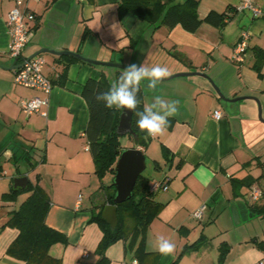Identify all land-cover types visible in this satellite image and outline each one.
<instances>
[{"label": "crops", "instance_id": "crops-1", "mask_svg": "<svg viewBox=\"0 0 264 264\" xmlns=\"http://www.w3.org/2000/svg\"><path fill=\"white\" fill-rule=\"evenodd\" d=\"M15 1L0 0V65L5 67L14 60L8 54L7 15ZM118 1L24 0L35 20L31 40L16 63L40 47H50L82 54L87 50L89 57L126 64L146 60L150 66L167 67L170 73L198 70L207 73L227 97H258L264 115V61L256 54V49H264V15L255 17L249 9H239V0H199V18L210 10L229 12L231 18L222 26L202 22L194 32L180 25L151 26L144 37L139 19L131 15L120 19ZM255 3L264 9V0ZM66 19L74 25L72 30L66 31ZM242 31L248 32V46L244 61L237 63L232 59L233 46ZM48 54L45 58L41 53L43 72L52 83L48 95L14 83L13 70L0 67V156L11 157L2 162V177L9 173L4 164L13 166L10 181H0V264H27L7 253L18 229L6 224L26 194L16 200L3 197L13 178L23 174L48 195L47 225L66 237V243L52 244L49 254L60 264H95L100 258L96 247L102 229L92 215L109 203L112 175L100 179L94 171L84 134L88 106L82 87L88 78L98 79L102 73L112 77L114 72L70 55ZM255 63H260L259 70ZM178 77L155 91L147 87L148 81L140 86L145 105L157 95L179 101L164 132L151 136L146 148L137 146L145 162L150 151V172L144 176L150 182L167 178V189L153 193L162 206L146 230L147 255L141 264H254L264 258V212L258 209L264 201L262 195L253 204L246 199L252 185L264 188V179H257L264 172V123L257 119L256 102H225L206 79ZM35 94L48 99L46 117L21 111L20 100ZM215 109L222 113L219 119L213 116ZM162 145L170 151L167 157ZM250 179H254L251 184ZM201 205H205L201 217H194L192 212ZM158 235L175 244L171 255L152 250ZM221 246L228 250L220 262ZM104 254L107 264H137L134 248H126L122 239L110 244Z\"/></svg>", "mask_w": 264, "mask_h": 264}, {"label": "trees", "instance_id": "trees-1", "mask_svg": "<svg viewBox=\"0 0 264 264\" xmlns=\"http://www.w3.org/2000/svg\"><path fill=\"white\" fill-rule=\"evenodd\" d=\"M198 3L199 0H119L117 10L120 19L131 15L155 27L162 25L170 29L175 25H180L188 32L196 31L202 22L222 26L232 16L226 11L210 10L201 19L197 12ZM256 54L259 57L262 55L260 62L264 61V49H256ZM254 67L259 70L260 63H255ZM65 71L66 67L63 68L62 77L65 76ZM121 72L116 69L113 80L105 73H102L98 79L88 78L82 87V96L88 106V120L84 134L92 154L94 171L100 179L107 173L113 176L114 165L123 148L119 139L120 134L117 133L122 109H106L102 103L96 101L94 89L107 91L118 80ZM138 99L140 100L138 110H142L145 104L141 87ZM136 119L137 117L132 113L131 128L133 133H127L133 139V147L146 148L151 141V136L136 127ZM162 149L167 157L170 151L164 145H162ZM12 157H14L13 162L17 156L13 153ZM155 166H157V162H155ZM259 178L264 179V172L257 177V179ZM247 181L251 184L254 179ZM109 187L111 191L107 193V199L112 202L115 187L112 183ZM22 193H25L26 196L18 208L9 213L6 221V224L18 229V234L9 244L7 253L27 264H60L59 259L49 254V248L56 242L66 243V237L46 223V214L50 204L48 195L37 182L29 180L25 188L12 186L9 191L3 194V197L7 200H16ZM153 193L148 177L141 173L135 182L132 195L117 204L118 222L115 228H111L101 217V209L92 215V220H95L102 229V236L96 247L100 258L95 264H107L108 260L104 251L118 239L126 242V248H134L137 264H141V260L147 255L144 248L146 230L162 206L160 202L154 200ZM262 201H264V188H262ZM258 209L264 212V202L258 206ZM261 246L264 248V242L261 243ZM227 250V247H220V262L225 258Z\"/></svg>", "mask_w": 264, "mask_h": 264}, {"label": "built area", "instance_id": "built-area-1", "mask_svg": "<svg viewBox=\"0 0 264 264\" xmlns=\"http://www.w3.org/2000/svg\"><path fill=\"white\" fill-rule=\"evenodd\" d=\"M239 9H249L253 16L264 15V9L260 8L255 0H239ZM35 20L34 12L28 10L24 6V0H16L15 5L10 9L7 15L8 33L10 36V42L8 47V54L13 58H20L23 48L27 45L31 38L32 22ZM248 32L242 31L239 38L233 46L232 59L237 63L244 61L246 49L248 46ZM23 64L13 69V81L14 83L33 88L37 91H42L45 94H49L52 88L50 78L43 72L45 65V59L41 54L35 55L30 59H23ZM21 61V62H22ZM48 104V99L42 97L39 94H35L29 97H24L20 100L19 105L21 111L25 115H32L39 113L42 116H47L45 109ZM213 116L219 119L222 113L219 109L213 111ZM4 176V172H0V178ZM167 178L163 181H151L150 189L155 191L157 189H167ZM262 195V189L257 185H252L249 193L246 195V199L250 204L258 201ZM205 205H201L195 209L192 214L194 217L200 218ZM136 264V261H134ZM254 264H264V258L256 261Z\"/></svg>", "mask_w": 264, "mask_h": 264}, {"label": "water", "instance_id": "water-1", "mask_svg": "<svg viewBox=\"0 0 264 264\" xmlns=\"http://www.w3.org/2000/svg\"><path fill=\"white\" fill-rule=\"evenodd\" d=\"M31 40V38H30ZM29 40V42H30ZM28 42V43H29ZM27 43V44H28ZM48 52L54 55H70L75 57L79 60L88 62L90 64L99 65V66H112L117 68L118 70H123L125 67V63L114 61V60H100L96 58H91L88 56L83 55L79 51L69 50V49H62L57 50L50 47H40L35 52L31 53L27 56V59L31 57ZM17 58H14L13 63L7 67L0 65V67L13 70L23 64L22 62L16 63ZM115 72V71H114ZM178 76H185V77H195L200 76L208 81L212 90L215 94L225 102H241L246 99H253L257 105V119L264 123V115H262V106L258 97L254 95H237L234 97H227L223 94L220 90L219 86L216 82L205 72L198 71V70H186V71H177L170 73V76L167 77L165 80H169L171 78H175ZM111 79V77H109ZM131 119L132 113L122 109V112L119 117V122L117 125V133L122 135L125 133H133L131 128ZM10 156L6 157L4 154L0 156V167L2 166L3 161L10 160ZM145 156L143 151L139 147H125L122 148L120 151L116 163L114 165V174L112 176L111 183L115 187V193L112 198V202L106 203L102 210H101V217L110 225L111 228H115L118 218H117V204L125 201L132 195V190L135 185V182L138 176L143 172L145 169ZM28 183V177L23 174L13 178V187H20L25 188Z\"/></svg>", "mask_w": 264, "mask_h": 264}, {"label": "clouds", "instance_id": "clouds-1", "mask_svg": "<svg viewBox=\"0 0 264 264\" xmlns=\"http://www.w3.org/2000/svg\"><path fill=\"white\" fill-rule=\"evenodd\" d=\"M170 76L167 67L161 65L150 66L147 61L140 64L125 65L116 82L107 91L94 89L97 102L102 103L106 109H124L133 113L136 127L149 136H159L166 129L168 118L178 110L179 101L165 100L161 96L154 97V102L138 110L140 100L138 94L142 81H148L147 87L155 91L162 82ZM152 250L161 256L171 255L175 244L163 235H158L152 245Z\"/></svg>", "mask_w": 264, "mask_h": 264}, {"label": "rangeland", "instance_id": "rangeland-1", "mask_svg": "<svg viewBox=\"0 0 264 264\" xmlns=\"http://www.w3.org/2000/svg\"><path fill=\"white\" fill-rule=\"evenodd\" d=\"M140 23L143 25L142 27H143V30H142V32H143V34L145 35L144 37H146L148 34H150V32L148 31V29L151 27V26H153V25H150V24H148L147 22H145V21H142V20H140ZM72 28H74V25H71V23H70V20H67L66 19V31L68 30H72ZM85 56H88V55H86V54H89V52L86 50V51H84V53H83ZM42 55L46 58V57H50V54H48V53H46V52H44V53H42ZM89 57V56H88ZM91 58H93V57H91ZM97 59V58H96ZM99 59V58H98ZM180 61H182V59L181 58H178ZM100 60H103V59H100ZM114 61H116V60H114ZM118 62H121V61H118ZM122 63H124V62H122ZM126 64V63H125ZM101 67H103V68H105V69H107V70H110V71H115L117 68H115V67H112V66H101ZM179 77H176V78H171V79H169V80H164L163 82H162V84H168V83H171V81H173L174 79H178ZM114 79V77L112 76L111 77V80H113ZM146 81V80H145ZM244 101V100H243ZM128 137V134H123L122 136H121V142H122V144H124L126 147H131L132 145H133V142H132V140L131 139H129V138H127ZM148 156L149 157H146V166H145V169L143 170V172H142V174L143 175H145L146 173H148V172H150V167H151V161H150V151H148ZM4 168L6 169V170H8V175L7 176H5V177H2L1 179L2 180H0V181H5V182H8V181H10L9 179H8V176H10L11 175V171H13V166H12V164L11 163H9V162H6L5 164H4ZM13 178V177H12ZM29 178L30 179H32V174L30 173L29 174Z\"/></svg>", "mask_w": 264, "mask_h": 264}]
</instances>
